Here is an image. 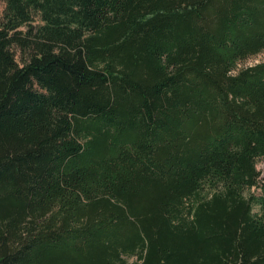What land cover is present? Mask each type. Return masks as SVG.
Returning <instances> with one entry per match:
<instances>
[{
    "label": "trees",
    "instance_id": "trees-1",
    "mask_svg": "<svg viewBox=\"0 0 264 264\" xmlns=\"http://www.w3.org/2000/svg\"><path fill=\"white\" fill-rule=\"evenodd\" d=\"M4 4L0 264H264V0Z\"/></svg>",
    "mask_w": 264,
    "mask_h": 264
},
{
    "label": "rangeland",
    "instance_id": "rangeland-1",
    "mask_svg": "<svg viewBox=\"0 0 264 264\" xmlns=\"http://www.w3.org/2000/svg\"><path fill=\"white\" fill-rule=\"evenodd\" d=\"M5 8V4H4V0H0V17L3 14V10ZM38 23H42L39 16L36 15L35 16V20L33 21V24L36 25ZM27 29V27L25 28ZM20 52H18V57L20 58ZM264 61V51L260 52L257 55L251 56L248 59L241 61L239 63V68L244 67V66H248V65H252V64H256L259 62H263ZM257 168L260 170L261 172V179H264V157L258 158L257 159ZM252 191L258 192L259 190H257V188H253ZM128 262L127 264H136V262L138 261V259L136 257H130L127 259Z\"/></svg>",
    "mask_w": 264,
    "mask_h": 264
}]
</instances>
